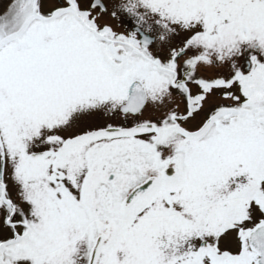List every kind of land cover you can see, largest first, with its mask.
<instances>
[{
	"label": "snow or ice",
	"instance_id": "obj_1",
	"mask_svg": "<svg viewBox=\"0 0 264 264\" xmlns=\"http://www.w3.org/2000/svg\"><path fill=\"white\" fill-rule=\"evenodd\" d=\"M0 264H264V0H0Z\"/></svg>",
	"mask_w": 264,
	"mask_h": 264
}]
</instances>
